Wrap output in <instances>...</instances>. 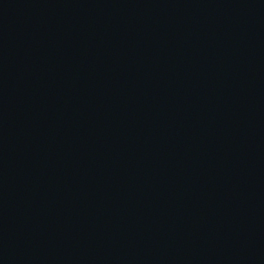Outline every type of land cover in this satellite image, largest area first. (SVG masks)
<instances>
[{
    "label": "water",
    "instance_id": "95a60500",
    "mask_svg": "<svg viewBox=\"0 0 264 264\" xmlns=\"http://www.w3.org/2000/svg\"><path fill=\"white\" fill-rule=\"evenodd\" d=\"M0 264H264V0H0Z\"/></svg>",
    "mask_w": 264,
    "mask_h": 264
}]
</instances>
